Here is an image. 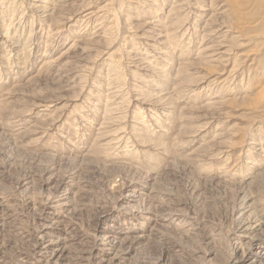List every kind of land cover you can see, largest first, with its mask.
I'll return each instance as SVG.
<instances>
[{"label":"rangeland","instance_id":"374dc122","mask_svg":"<svg viewBox=\"0 0 264 264\" xmlns=\"http://www.w3.org/2000/svg\"><path fill=\"white\" fill-rule=\"evenodd\" d=\"M37 1L0 0L1 264H38L51 222L74 264H98L104 225L125 233L122 264H264V226L246 236L239 214L249 196L264 220V1L44 0L48 18ZM120 165L154 176L153 207L181 209L179 230L162 218L163 237H139Z\"/></svg>","mask_w":264,"mask_h":264},{"label":"bare ground","instance_id":"6f19581e","mask_svg":"<svg viewBox=\"0 0 264 264\" xmlns=\"http://www.w3.org/2000/svg\"><path fill=\"white\" fill-rule=\"evenodd\" d=\"M36 1V0H35ZM231 1V0H230ZM238 1V0H237ZM236 1V2H237ZM254 2L257 0H253ZM264 1V0H262ZM248 2V0H246V3ZM251 2V0L249 1ZM254 2H251V5L254 3ZM260 2V0L258 1ZM262 4V2H260ZM259 3V4H260ZM249 4L250 3H247L248 5V8H249ZM257 4V3H256ZM256 4L254 3V7L257 8L259 7V9H261L260 5L256 6ZM46 3L44 0H38L37 3H33V8H35L37 11H40V13H42V15H45L47 13V16L46 18L50 17L51 13H49V9L47 8V6H45ZM246 5V6H247ZM250 5V6H251ZM236 6V5H235ZM237 7V6H236ZM235 7V8H236ZM253 7V5L251 6ZM231 8V7H230ZM240 8V7H239ZM262 9H264L262 7ZM171 11V10H170ZM241 10H239L238 12H240ZM253 11V9H252ZM237 12V13H238ZM251 12V11H250ZM259 12V11H258ZM80 12L78 13H73L70 17L73 18V17H76L79 15ZM254 13V12H253ZM261 13H264V11ZM242 14V13H241ZM255 14V13H254ZM209 15V14H208ZM264 15V14H263ZM241 16V15H239ZM244 16V15H243ZM255 16H258V15H255ZM262 16V15H261ZM242 17V16H241ZM263 17V16H262ZM215 18V17H214ZM256 18V17H255ZM45 19V18H44ZM258 19V18H257ZM48 21V19H46ZM216 20V19H215ZM259 20V19H258ZM210 21V20H209ZM242 21V20H241ZM254 21V20H253ZM252 21V22H253ZM256 21V19H255ZM254 21V22H255ZM152 22V21H151ZM155 22V21H154ZM259 22H262V21H259ZM150 23V22H149ZM208 23V22H207ZM243 23V22H242ZM257 23V22H256ZM156 25V24H154ZM154 25H149V28L150 30L153 29V30H157L155 28ZM258 25V24H257ZM260 25V24H259ZM182 27V26H181ZM242 27V26H241ZM145 29V28H143ZM238 29V28H237ZM148 31V30H146ZM152 32V31H150ZM172 34V33H171ZM175 34H176V31H175ZM260 34V33H259ZM147 35V34H146ZM150 36V35H148ZM260 36V35H259ZM161 35H158V34H155L151 37H149L150 41H154V42H160L158 41L160 38ZM94 40V39H93ZM161 44V43H160ZM153 46V45H152ZM225 46V45H224ZM209 48V47H208ZM223 46L222 44H218V45H215L213 46V48L210 47V49L207 51V57H213V54L215 52H217L219 49H222ZM158 52V51H157ZM256 52V51H255ZM161 55V54H160ZM216 55V54H215ZM206 56V55H205ZM184 58V57H183ZM182 58V59H183ZM214 70V69H213ZM221 70V69H220ZM219 71V70H218ZM217 72V71H216ZM217 76V75H216ZM186 83V82H185ZM179 84V83H178ZM157 88V87H156ZM158 89H160L158 87ZM156 92H158V97L160 98V101H163L164 99H166V94H165V90L163 91H157V89H154ZM161 90V89H160ZM156 96V95H155ZM48 100V98H46ZM45 98L43 99L44 103L40 106H42L43 108H46V107H50L51 105H49L48 103H51L49 101H47ZM168 100V99H167ZM53 102V101H52ZM167 102V101H166ZM42 103V102H41ZM159 103V102H158ZM39 105V103H37ZM164 104V103H163ZM36 107V106H35ZM160 107V106H159ZM39 108V107H37ZM165 108V107H164ZM158 109V108H157ZM168 109V108H167ZM156 110V109H155ZM162 110V109H161ZM169 110V109H168ZM41 111V110H40ZM107 113V112H106ZM105 113V114H106ZM163 113V111H162ZM167 113V112H166ZM109 114V113H108ZM111 114V113H110ZM109 114V115H110ZM106 116V115H105ZM162 116V115H161ZM164 116V115H163ZM25 119V118H24ZM26 120V119H25ZM109 121L108 122H105L104 124L105 125H108V126H114V121L113 122H110V120L112 121L113 119H108ZM117 120V118H116ZM150 123V122H149ZM50 125V124H49ZM151 126V125H150ZM106 128H108L107 126H105ZM158 128V126H156ZM47 129V128H45ZM113 130V129H112ZM111 131H108V133H111ZM139 130V129H138ZM158 130V129H157ZM32 131V130H31ZM41 132L40 129L38 130H33V133H39ZM106 132V131H105ZM117 132V130H115V133ZM100 133H103V132H100ZM107 133V135H108ZM119 134V133H118ZM102 136V135H101ZM120 136V135H119ZM140 136V135H139ZM104 137V136H103ZM107 138L106 141L108 142H111L109 140L113 139L114 140V137H116L114 135H112V138H110L111 136L108 135L106 136ZM118 138V137H117ZM116 138V139H117ZM108 139V140H107ZM155 139V138H153ZM151 140V139H150ZM138 141L139 143H151V141ZM115 141V140H114ZM114 141H112V143H114ZM117 141H120L117 140ZM1 142V141H0ZM154 142V141H153ZM157 143V142H156ZM159 143V141H158ZM163 145V143H160ZM160 144H153L152 146H150L151 148H157L159 150H161L162 148V145ZM104 146H106V144H103ZM102 145V146H103ZM151 145V144H150ZM110 146V145H109ZM108 146V147H109ZM120 145H118L119 147ZM146 146V145H145ZM144 146V147H145ZM121 147V146H120ZM119 147V148H120ZM123 147V146H122ZM131 147V146H129ZM140 147V146H139ZM149 147V145H148ZM143 148V147H142ZM108 149V148H106ZM128 149V148H127ZM150 149V148H149ZM136 150V149H135ZM139 149H137L138 151ZM108 151V150H107ZM123 151V150H122ZM125 151V150H124ZM132 151V150H131ZM134 151V150H133ZM132 151V152H133ZM105 153V151H103ZM130 152V151H129ZM130 155H134L136 154V151H134L135 153L134 154H131L129 153ZM146 152V151H145ZM164 152V151H163ZM138 153V152H137ZM147 153V152H146ZM138 155V154H137ZM136 155V156H137ZM132 157V156H131ZM135 157V155L133 156ZM118 164V163H117ZM95 165V164H94ZM130 165V164H129ZM114 168V167H113ZM116 170L118 173H120L119 175L123 178V181H122V184H121V188L120 190L123 191V193L120 195V197L118 198V201H119V205L120 206V210H124L128 215L130 216H135V217H138L141 222L139 224H141V226L143 227L142 228V232H145L143 234H141L139 237L142 239V238H145V237H148L150 235H156L157 237H163L165 235V233H163L161 231V229H159V226L157 225V221L158 219H161L163 218V220H167V222L169 221V225L167 224L166 226L169 227L170 225L171 226H174V227H177V229L179 230L181 225H182V219H181V216L185 215L183 214V212L181 211V209H176V207H172V208H168V209H164V211L162 212L161 210H156L155 208L156 207H153V205L155 206L154 204V199H156V196L154 197L153 194H155V192H159L161 189H157L155 186H154V179L152 175L150 174H142V172H135V170L131 168H128L127 166H124V165H120V166H115ZM176 168V167H175ZM150 171V170H149ZM146 172V171H145ZM218 173V172H217ZM115 174H117L115 172ZM229 173L228 172H222V171H219V175L221 177H227ZM261 174V173H260ZM256 177V180H259V175ZM231 177V175H228ZM221 179V178H220ZM72 180V179H71ZM156 183V182H155ZM76 185V184H75ZM63 187V186H62ZM141 187V190L143 188V191H141V193H136V191ZM138 188V189H137ZM64 190V189H63ZM162 191V190H161ZM65 192V191H64ZM62 192V193H64ZM164 192V191H163ZM162 192V193H163ZM160 193V192H159ZM166 193V192H165ZM143 194V198L140 196ZM144 194H146L145 196H147L148 194V198H144ZM164 194V193H163ZM63 195H66L65 193ZM63 195H56V198L57 201H55V205H61L60 203L63 201H66L65 197L66 196H63ZM168 197H169V194L167 193ZM61 196V197H60ZM64 197V198H63ZM154 197V198H153ZM167 197V198H168ZM159 198V197H158ZM157 198V199H158ZM1 199V197H0ZM61 199V200H60ZM248 201L246 200V203L244 205H242L243 203H241L240 205V217H242V226H241V229H243L244 233L246 234V236L249 234H253L254 232L260 230L263 226H264V220L262 219H259L258 218V215H256V211H255V206L254 204H256V201L253 200L254 198L253 197H247ZM243 201V200H242ZM63 205H66V202H62ZM132 203V204H130ZM146 203V204H145ZM6 205V204H5ZM5 205L3 204V201L0 200V211L3 209V211L5 210ZM53 207V206H51ZM56 207V206H55ZM174 208V209H173ZM179 208V207H178ZM7 210V209H6ZM5 210V211H6ZM4 211V212H5ZM16 211V210H15ZM3 213V212H2ZM170 216H174L171 220H169V217ZM260 217V216H259ZM134 219V218H133ZM187 221V220H186ZM154 222V223H153ZM55 222H51L49 225H46L43 227V230L41 232H43L41 234V236L39 237V245H38V258H39V261L37 262L38 264H74L73 261H72V254H70V251L67 249V247L63 244L61 241V238L58 237V236H55V234L51 233L53 232L52 230L55 229ZM189 224H191V221H189ZM241 224V223H240ZM137 225V224H136ZM190 226V225H189ZM189 226L186 228V230H182V233L184 234H187L189 231H190V228ZM191 227V226H190ZM118 228V227H117ZM130 228V227H129ZM140 228V227H139ZM173 228V227H172ZM120 229V228H119ZM135 229V228H134ZM194 229V228H193ZM136 230V229H135ZM140 230V229H139ZM16 231V230H15ZM134 232V231H133ZM176 232V231H175ZM192 232V231H191ZM56 233V232H55ZM99 238L97 237L96 238V243L98 244L95 252L96 253V256H101V260L98 262V264H122V262H120V255L117 254L116 252L114 253V251H118V250H115L113 248L117 247V240L120 239V237H122V234H125L124 232L122 233L121 231L117 230L114 226H108V225H104V226H101L99 228ZM145 234V235H144ZM189 234V233H188ZM58 235V234H57ZM76 235V234H75ZM129 235V234H128ZM194 235V234H193ZM177 236V235H176ZM188 237V236H186ZM189 238V237H188ZM213 238V237H212ZM126 239H129V238H126ZM139 238L135 239V241H137ZM64 242V241H63ZM142 242V241H141ZM65 243V242H64ZM188 243V242H187ZM181 244V243H180ZM180 244H178V247L181 248V252L184 251V248L183 246H181ZM190 244V243H189ZM6 246V245H5ZM37 246V245H36ZM79 246V245H78ZM95 246V247H96ZM73 248V247H72ZM196 248V247H195ZM195 248L193 249L194 251ZM70 249V248H69ZM24 250V249H23ZM112 250H113V255H112ZM120 250V249H119ZM122 250V249H121ZM192 250V251H193ZM89 251V250H88ZM93 251V250H92ZM37 252V251H35ZM120 253V251H118ZM127 252V251H126ZM197 252V251H196ZM29 253V252H28ZM76 253V252H75ZM188 253V255H187ZM36 254V253H34ZM85 254V253H84ZM83 254V255H84ZM92 254V253H91ZM91 254L89 256H91ZM82 255V256H83ZM95 255V254H94ZM112 255V256H111ZM186 255L188 258H194L196 257L195 253L194 252H186ZM199 255V254H198ZM5 256V255H4ZM78 256H81V255H78ZM93 256V255H92ZM111 256V257H110ZM194 256V257H193ZM2 257V256H1ZM34 257V256H33ZM76 257V256H75ZM74 257V258H75ZM87 257V255H86ZM199 257V256H198ZM201 257V256H200ZM199 257V258H200ZM211 257V256H210ZM213 257V256H212ZM25 258V257H24ZM186 258V257H185ZM81 259V258H80ZM196 259V258H194ZM198 259V258H197ZM203 257H201V260L202 261ZM206 259V258H205ZM209 259V258H208ZM213 259V258H211ZM22 260V258H21ZM16 261L14 264H29L28 262H24V261ZM25 260V259H23ZM192 260V259H191ZM199 260V259H198ZM207 260V259H206ZM205 260V261H206ZM160 262L164 263V264H186L185 262H183V260H180L178 259V257L176 258V255H170L169 253H167V255L165 257H163V259L160 260ZM188 262V261H187ZM191 262V261H190ZM195 262V261H194ZM192 261V263H194ZM2 263L1 261V258H0V264ZM203 263V262H202ZM34 264V263H33ZM36 264V262H35ZM190 264V263H189ZM195 264H200V263H195Z\"/></svg>","mask_w":264,"mask_h":264}]
</instances>
